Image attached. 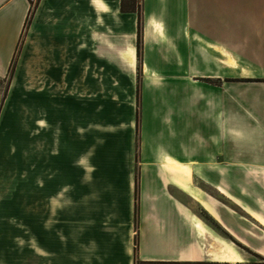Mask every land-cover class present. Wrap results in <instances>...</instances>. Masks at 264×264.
<instances>
[{"label": "crops", "instance_id": "1", "mask_svg": "<svg viewBox=\"0 0 264 264\" xmlns=\"http://www.w3.org/2000/svg\"><path fill=\"white\" fill-rule=\"evenodd\" d=\"M121 1L38 0L25 28L29 0H0V86L18 48L0 108V202L12 176H20V193L22 174L27 176L29 123L21 112L33 98L26 97L34 96L37 145L45 141V126L52 132L68 127L63 135L69 138L77 125L45 121L42 113L57 114L60 97L75 95L77 80L86 85L107 78L108 71L117 79L126 77L132 87L140 46L137 174L130 147L127 166L108 171L85 164L77 172L75 154L64 151L71 161L62 174L67 183L54 192L51 206L61 193L67 213L52 216L47 254L51 264H61L60 240H66L62 264H132L136 241V257L142 261L197 260L203 248L214 261L210 243L195 247V239L208 237L190 216L196 214L209 233L226 241L235 237L234 211L220 198L235 203L237 122L245 138L264 136V0H123L124 10ZM137 5L140 23L137 11L129 9ZM135 123V116L127 119L130 134L136 132ZM84 133V143H90ZM48 137L54 143V134ZM43 152L36 147L37 175L42 176ZM89 153L85 146L80 154ZM55 155L52 151L47 167L52 180L58 175ZM193 186L202 192L199 199L189 194ZM188 199L209 218L191 211ZM210 199L216 201L218 217L203 206L211 208Z\"/></svg>", "mask_w": 264, "mask_h": 264}, {"label": "rangeland", "instance_id": "2", "mask_svg": "<svg viewBox=\"0 0 264 264\" xmlns=\"http://www.w3.org/2000/svg\"><path fill=\"white\" fill-rule=\"evenodd\" d=\"M36 1L37 0H32V4H36ZM140 52L141 49L140 46H138V65L135 70L136 76L135 80L132 82V87L129 88V81L126 77L124 80L120 78L117 79L115 78L114 72L108 71L106 72L107 78L103 80H92L91 82L87 81L88 84L86 85H84L83 80H77L75 95L60 97V110L57 114L56 112L52 114L47 111L42 113L45 121L62 123L61 125L63 126H68V122L70 121L77 125V132L69 138H66L68 137L67 135H63L65 134L63 130H67L68 127L61 126L60 128H54V132H52V128H46L45 126V141L42 146L41 144L37 145L35 138L36 129L35 126H32V121L35 120L36 115L33 108L34 96L26 97L27 101L33 98L32 101H28L27 106L24 105L21 112L23 119L29 123L27 176L22 174L21 193L19 192V174L17 176H12L11 184L5 195V199L3 202H0V264H51V255L47 253L50 252L52 248V216L53 214H61L62 217L63 214L66 215L67 213V200L66 197L61 199V193L59 196L55 197L57 199V204L51 206V197L54 192L67 183V177L62 174L71 161L67 159L64 151L75 154V168L77 172H79L80 168L85 166V164L86 166L91 165L93 169H106L108 171L113 168L119 169L127 166L128 159L126 156L130 147L132 148L131 151L134 153L135 175L137 174V168L140 166L138 163V155L141 146L139 129L141 80L138 68ZM124 68L126 70V66H124ZM8 75L9 74H7L6 79H4L0 86V108L11 78V76ZM237 85H244V83ZM84 89L87 95L84 94ZM137 111L138 119L136 118ZM131 116H135V120L137 119L135 123L136 132L131 133L133 136L129 133L126 125L127 119ZM90 122L91 125L89 124ZM194 122H196V120H194ZM84 123L87 126L85 129L83 127ZM84 131L86 135L89 137L91 136L90 143L89 140H87V143H84L82 139V137H84L83 134H85ZM236 132L235 153L233 154L235 155L237 182L234 188L236 195H234L235 197L232 199L235 203L227 198H220L222 203L234 211V217L236 219V230L234 229L235 237L228 234L226 235L231 237V241L239 250L238 254L241 261L234 263H263L264 224H261L257 218H262L264 220V176L262 177L260 174V168L264 167V136L260 137V135L253 134L251 137L245 138L246 136H243L244 129L238 122ZM52 133L55 137L54 143H52L51 137H48L51 136ZM37 146L43 147L44 150V176H42L41 173L37 175ZM53 146L54 150L52 148ZM85 146L90 147L91 154L89 153L88 156L84 157L80 153L83 152ZM146 146L147 141L145 147ZM52 151L56 153L55 156L58 161L56 165L58 175L55 169L54 174L56 175L54 176V180L47 174V167L52 160ZM188 167L190 168V166ZM206 188L209 192L215 194V191L211 187ZM65 190L66 189H63L61 191L64 192ZM201 193V190L194 186L193 189L189 191V194L194 199H199ZM55 195L56 193L54 196ZM136 195L137 185L135 184V206H137ZM20 196H22L21 200L19 198ZM208 202H210L208 204H211L210 206L213 210L205 202L203 204L204 208L211 210L214 215L218 217V212L215 208L216 201L210 199ZM59 203H61V207L58 212L56 206L59 205ZM187 203L191 211L199 213L205 218H209L206 214L199 212L200 207L197 203L189 199ZM218 209L223 211V213L224 211L225 213L227 212L222 206H219ZM229 213L231 212L229 211ZM43 217L46 218L45 224H41ZM64 228L65 227L60 228L61 234L66 232V228ZM60 241V263L62 264L65 262L63 257L66 258V240ZM211 241V238L205 241L199 238L195 239L193 242H195V247L200 248L201 243H204V247H207ZM135 246L136 241L134 242L132 264H135V262L139 260L136 257ZM42 247L44 249L43 252L41 249ZM204 249L205 248L201 250V255L197 260L180 261L172 264H203L213 262L205 255Z\"/></svg>", "mask_w": 264, "mask_h": 264}, {"label": "bare ground", "instance_id": "3", "mask_svg": "<svg viewBox=\"0 0 264 264\" xmlns=\"http://www.w3.org/2000/svg\"><path fill=\"white\" fill-rule=\"evenodd\" d=\"M227 63L230 66L235 67L236 70H238L239 72L241 71V67L234 60H229ZM241 73L245 76L249 75V72L247 71H242ZM205 209L211 215L214 216V213L211 210L207 208ZM190 217L196 229L203 235H206V237L212 239V241L210 242V247L208 251L211 257L214 259V261L228 262V263H234V262L241 261V258L239 257V254H238L239 250L236 248L233 242L226 241L225 239L217 236L214 233H209L207 230V226L203 223V221L196 214L192 213ZM257 219L261 224H264V220L262 218H257Z\"/></svg>", "mask_w": 264, "mask_h": 264}, {"label": "trees", "instance_id": "4", "mask_svg": "<svg viewBox=\"0 0 264 264\" xmlns=\"http://www.w3.org/2000/svg\"><path fill=\"white\" fill-rule=\"evenodd\" d=\"M38 1V0H37ZM37 1L35 2L37 4ZM36 4H32V0H29V13H28V16H27V19H26V22H25V28L27 26V23L29 22L30 20V17L35 9V6ZM135 8V9H134ZM121 9H125V6L123 5V0L121 1ZM130 10H135L137 11L138 13V21L140 23V19H141V15H140V6L137 5V7H130L129 8ZM18 52V48L15 52V56L13 57L11 63H10V66H9V70H8V76H11V74L13 73L14 71V67H15V62H16V54ZM136 118L138 119V111H137V115H136ZM137 119H136V122H137ZM137 214V206H135V215ZM139 262V263H138ZM172 263H178V262H169V261H142V260H138L137 262H135V264H172ZM203 264H241V263H228V262H217V261H213V262H208V263H203ZM252 264H264L263 263H256V262H252Z\"/></svg>", "mask_w": 264, "mask_h": 264}]
</instances>
